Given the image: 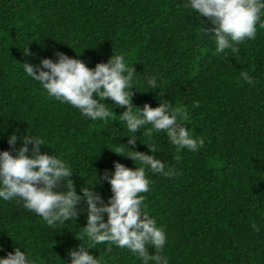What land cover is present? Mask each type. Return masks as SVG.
<instances>
[{
	"label": "trees",
	"instance_id": "obj_1",
	"mask_svg": "<svg viewBox=\"0 0 264 264\" xmlns=\"http://www.w3.org/2000/svg\"><path fill=\"white\" fill-rule=\"evenodd\" d=\"M0 264H264V0H0Z\"/></svg>",
	"mask_w": 264,
	"mask_h": 264
}]
</instances>
